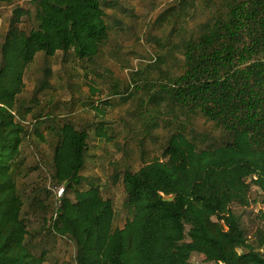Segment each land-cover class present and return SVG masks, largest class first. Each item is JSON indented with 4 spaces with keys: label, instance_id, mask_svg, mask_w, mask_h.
<instances>
[{
    "label": "trees",
    "instance_id": "obj_1",
    "mask_svg": "<svg viewBox=\"0 0 264 264\" xmlns=\"http://www.w3.org/2000/svg\"><path fill=\"white\" fill-rule=\"evenodd\" d=\"M116 3L37 0L35 14L14 10L0 50V264H45L48 256L36 253L13 177L28 133L17 111L26 73L40 53L93 61L109 41L105 10ZM32 16L30 30L22 29ZM181 52L182 74L163 93L172 109L199 112L227 140L201 148L179 131L161 159L125 171L132 217L119 227L113 201L98 186L83 188L89 129L71 122L54 129L52 182L64 191L49 233L75 244L76 264H192L194 254L212 264H264V224L252 242L232 209L250 207L252 186L264 204V0H221L219 14Z\"/></svg>",
    "mask_w": 264,
    "mask_h": 264
},
{
    "label": "rangeland",
    "instance_id": "obj_2",
    "mask_svg": "<svg viewBox=\"0 0 264 264\" xmlns=\"http://www.w3.org/2000/svg\"><path fill=\"white\" fill-rule=\"evenodd\" d=\"M36 1L0 4V50L14 10L20 7L35 14ZM219 7L221 0H117L105 10L109 41L93 61L61 52L53 58L40 53L29 67L17 105L18 120L28 133L21 148L23 163L14 168L13 177L25 202L24 218L36 253L48 251L45 264H76L75 244L49 233L59 198L52 182L54 129L66 122L89 129L83 188L98 186L104 198L113 201L119 227L132 217L122 182L125 171L161 159L171 135L179 131L194 137L201 148L227 140L199 112L172 109L163 93L182 74L183 42L218 15ZM33 23V16L24 17L21 28L29 31ZM98 128L105 136L98 135ZM35 198L39 202L32 206ZM232 209L253 242L264 224L258 188L252 186L250 207ZM192 264L212 263L194 254Z\"/></svg>",
    "mask_w": 264,
    "mask_h": 264
},
{
    "label": "built area",
    "instance_id": "obj_3",
    "mask_svg": "<svg viewBox=\"0 0 264 264\" xmlns=\"http://www.w3.org/2000/svg\"><path fill=\"white\" fill-rule=\"evenodd\" d=\"M64 188H57L58 196L61 197L63 194Z\"/></svg>",
    "mask_w": 264,
    "mask_h": 264
},
{
    "label": "water",
    "instance_id": "obj_4",
    "mask_svg": "<svg viewBox=\"0 0 264 264\" xmlns=\"http://www.w3.org/2000/svg\"><path fill=\"white\" fill-rule=\"evenodd\" d=\"M173 199V197H169V199L168 200H172Z\"/></svg>",
    "mask_w": 264,
    "mask_h": 264
}]
</instances>
